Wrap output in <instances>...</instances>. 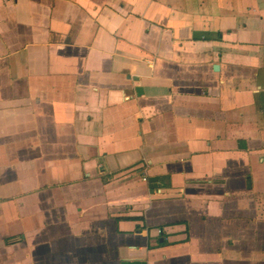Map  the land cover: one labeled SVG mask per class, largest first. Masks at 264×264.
Segmentation results:
<instances>
[{"label":"crops","instance_id":"0c3cea01","mask_svg":"<svg viewBox=\"0 0 264 264\" xmlns=\"http://www.w3.org/2000/svg\"><path fill=\"white\" fill-rule=\"evenodd\" d=\"M0 264H264V0H0Z\"/></svg>","mask_w":264,"mask_h":264},{"label":"built area","instance_id":"2783aa9c","mask_svg":"<svg viewBox=\"0 0 264 264\" xmlns=\"http://www.w3.org/2000/svg\"><path fill=\"white\" fill-rule=\"evenodd\" d=\"M141 174H142V181H143L144 183H146V182H147V177H146V173H145V171H142Z\"/></svg>","mask_w":264,"mask_h":264},{"label":"water","instance_id":"95a60500","mask_svg":"<svg viewBox=\"0 0 264 264\" xmlns=\"http://www.w3.org/2000/svg\"><path fill=\"white\" fill-rule=\"evenodd\" d=\"M136 92L138 93V92H139V90L137 89V90H136Z\"/></svg>","mask_w":264,"mask_h":264}]
</instances>
